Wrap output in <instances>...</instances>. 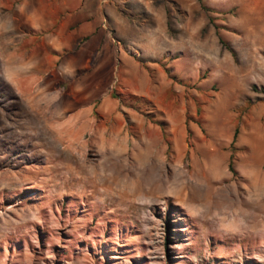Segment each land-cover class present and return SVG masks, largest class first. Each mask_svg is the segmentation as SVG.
<instances>
[{
	"label": "rangeland",
	"instance_id": "rangeland-1",
	"mask_svg": "<svg viewBox=\"0 0 264 264\" xmlns=\"http://www.w3.org/2000/svg\"><path fill=\"white\" fill-rule=\"evenodd\" d=\"M61 1L0 0V264H264V0Z\"/></svg>",
	"mask_w": 264,
	"mask_h": 264
},
{
	"label": "crops",
	"instance_id": "crops-1",
	"mask_svg": "<svg viewBox=\"0 0 264 264\" xmlns=\"http://www.w3.org/2000/svg\"><path fill=\"white\" fill-rule=\"evenodd\" d=\"M90 0H63L61 1V6L63 8L64 14H63V20L67 22V26L69 30H71V39L70 43H74V39L79 37L78 42H88L89 39L94 36V28L96 26H92V18H100L99 14L90 13L87 11L89 9L88 5ZM83 11L82 13H80ZM109 12V11H108ZM37 17L40 19V21L37 24H34V20L31 16L29 19L30 22L32 21L31 25H38V27H43L45 26L46 23V18L39 13V10L37 12ZM106 19V18H105ZM100 24L102 25V21H100ZM99 26V25H98ZM100 27V26H99ZM84 38L83 41L81 39ZM111 40V39H110ZM112 41V40H111ZM77 42V43H78ZM80 43L78 46L75 47L77 49L80 46ZM113 43V41H112ZM65 49V48H64ZM93 58V57H91Z\"/></svg>",
	"mask_w": 264,
	"mask_h": 264
},
{
	"label": "bare ground",
	"instance_id": "bare-ground-1",
	"mask_svg": "<svg viewBox=\"0 0 264 264\" xmlns=\"http://www.w3.org/2000/svg\"><path fill=\"white\" fill-rule=\"evenodd\" d=\"M33 120L37 121L39 118L40 119H46L49 115L47 113H44L43 111H41L39 114H34V112H30ZM48 115V116H47ZM53 118V117H52ZM41 130H45V134L49 133L46 132V129H48L47 127L45 128V126H41L40 127ZM49 131V130H48ZM51 132V131H50ZM63 132V131H62ZM52 133V132H51ZM50 134V133H49ZM53 135V134H52ZM60 135V134H59ZM59 135L57 137H59ZM62 135V134H61ZM64 136V135H63ZM66 138V137H65ZM52 139V137H51ZM56 139V138H54ZM61 139V137H60ZM59 140V139H58ZM66 140V139H64ZM55 142V141H54ZM62 142V141H61ZM56 144V143H55ZM59 144V143H58ZM64 144V143H63ZM60 145V144H59ZM63 148V147H62ZM70 150V149H69ZM72 152V151H71ZM74 158V155L72 157ZM140 167V166H139ZM155 166L151 165V164H142L140 167V171H139V175H138V180L136 181L134 186H130L129 192L134 195V194H142L143 196H161L164 193H173L170 191H173L174 188L176 189V186H178L177 184L169 191V188L167 189V187L165 186L163 180L158 176L160 174V168H154ZM149 176V177H148ZM177 177V176H176ZM178 180V179H177ZM172 186V185H171ZM263 187V188H262ZM264 190V183L262 184V186H257L256 187V191H255V196L254 198H256L254 201L255 203L253 205H251V207L254 208H258V210H261L262 206L258 205L259 199L258 196L260 194V192ZM175 191V190H174ZM197 200V199H196ZM193 201V200H192ZM209 202V201H208ZM210 206V205H209ZM249 216V215H248ZM255 218V217H254Z\"/></svg>",
	"mask_w": 264,
	"mask_h": 264
},
{
	"label": "trees",
	"instance_id": "trees-1",
	"mask_svg": "<svg viewBox=\"0 0 264 264\" xmlns=\"http://www.w3.org/2000/svg\"><path fill=\"white\" fill-rule=\"evenodd\" d=\"M200 1V0H199ZM219 42L222 44V42L219 40ZM131 99H133V98H131ZM122 101V100H121ZM146 112V111H145ZM146 114H148V113H146ZM147 117H149V119L151 118V116H149V115H147ZM159 125H163V123L162 122H159ZM234 136H235V133L233 134V138H234Z\"/></svg>",
	"mask_w": 264,
	"mask_h": 264
}]
</instances>
